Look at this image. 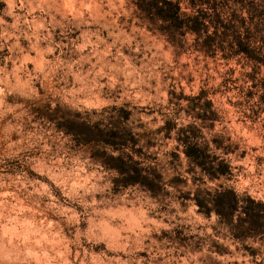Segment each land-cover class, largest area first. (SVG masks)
Masks as SVG:
<instances>
[{
    "label": "clouds",
    "instance_id": "obj_1",
    "mask_svg": "<svg viewBox=\"0 0 264 264\" xmlns=\"http://www.w3.org/2000/svg\"><path fill=\"white\" fill-rule=\"evenodd\" d=\"M262 79L264 0H0V264H264Z\"/></svg>",
    "mask_w": 264,
    "mask_h": 264
},
{
    "label": "rangeland",
    "instance_id": "obj_2",
    "mask_svg": "<svg viewBox=\"0 0 264 264\" xmlns=\"http://www.w3.org/2000/svg\"><path fill=\"white\" fill-rule=\"evenodd\" d=\"M231 71H234V70H231ZM262 83H264V79H262V81H261Z\"/></svg>",
    "mask_w": 264,
    "mask_h": 264
},
{
    "label": "trees",
    "instance_id": "obj_3",
    "mask_svg": "<svg viewBox=\"0 0 264 264\" xmlns=\"http://www.w3.org/2000/svg\"><path fill=\"white\" fill-rule=\"evenodd\" d=\"M185 14H187V13H185Z\"/></svg>",
    "mask_w": 264,
    "mask_h": 264
}]
</instances>
